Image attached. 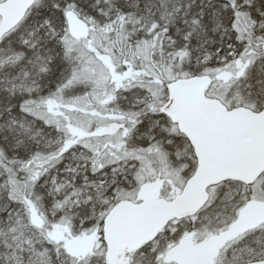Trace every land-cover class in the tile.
<instances>
[{"label": "snow or ice", "instance_id": "6c2138e0", "mask_svg": "<svg viewBox=\"0 0 264 264\" xmlns=\"http://www.w3.org/2000/svg\"><path fill=\"white\" fill-rule=\"evenodd\" d=\"M0 264H264V0H0Z\"/></svg>", "mask_w": 264, "mask_h": 264}]
</instances>
